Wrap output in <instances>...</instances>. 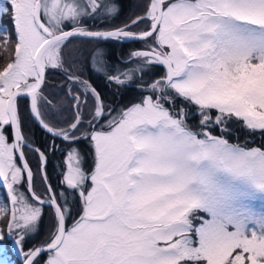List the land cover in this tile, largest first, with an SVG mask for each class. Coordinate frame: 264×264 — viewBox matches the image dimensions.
<instances>
[{
  "label": "snow or ice",
  "instance_id": "obj_1",
  "mask_svg": "<svg viewBox=\"0 0 264 264\" xmlns=\"http://www.w3.org/2000/svg\"><path fill=\"white\" fill-rule=\"evenodd\" d=\"M100 10L117 11L104 0H0V18L8 17L11 26L0 24V58H7L0 65V184L11 203L0 201L6 224L0 264H15L10 253L16 250L23 264H264V145L241 146L206 130L236 118L264 131V0H149L144 15L123 26L84 27L85 18ZM145 20L146 31L129 30ZM77 36L153 41L149 50L130 54L142 58L137 67L108 75L117 85L154 65L164 66L165 74L141 85L149 95L112 116L100 93L69 66L67 79L83 93L68 87L76 111L58 127L44 118L56 107L43 92L45 73L64 68L66 42ZM103 55L96 50L98 64H105ZM88 93L93 108L85 131L80 106ZM24 96L40 125L69 142L64 183L82 201V214L70 227V210L51 185L47 199L32 190L18 105ZM174 98L196 106L197 128L188 125L183 108L165 106ZM81 139L93 148L91 170L73 146ZM35 151L42 167L47 156ZM45 203L54 206L55 230L23 251Z\"/></svg>",
  "mask_w": 264,
  "mask_h": 264
},
{
  "label": "flooded vegetation",
  "instance_id": "obj_2",
  "mask_svg": "<svg viewBox=\"0 0 264 264\" xmlns=\"http://www.w3.org/2000/svg\"><path fill=\"white\" fill-rule=\"evenodd\" d=\"M130 12V11H129ZM91 21V22H90ZM86 21L84 20V23L86 25V28L88 29H110L112 27H120L124 25V22L127 21V16L125 15H118L115 17L112 24H108L107 22L104 24H107L106 26H100L104 25L99 20H90ZM121 21V23H118ZM95 24V26H93ZM124 41H117V40H108V41H100L101 43L97 44L96 46H80L76 47L77 49H73L72 52L66 54L64 57H70L74 60H81L78 64H80V67L75 68L72 65V61H66L64 68H49L48 71L46 70L45 73V85L50 87V91L46 92L47 90L44 88V95L53 103V99L55 95L61 100V97L63 99L68 98L67 101L71 102L69 111H67L64 107H60L59 109H52L53 112L56 113L55 118L57 119L55 123H60L63 121V118L71 117L70 119H73L74 112L76 111L74 105L75 102L71 99V97L68 95V87L71 86L73 92H81L83 93V88L79 86L78 84H74L71 81L67 79V73L65 72V68H68L71 66V70L75 72L77 75H82V78L84 80H87L92 87L96 89L97 92L100 93L101 98L103 99L104 103L109 106L111 104L110 109L113 113L114 106H117L120 101L124 100V98L128 97L130 95V92L138 93V96L134 99L128 101L124 105H128L132 101H140L142 96L149 95L150 93L146 90H142L141 85H143L145 82H151L152 80L159 79L161 76L165 74V68L162 65H154L151 68V71H149L147 74L140 73L137 76L133 77V80L126 85H117L114 82H111L108 80V75L115 74L116 71H126L129 68L137 67V64L139 62L138 58H130V54L137 50L142 49H149L150 47H154V43L151 39L148 40H141V42L136 43L132 47H128ZM128 47V48H127ZM101 49L103 51V54L105 55L103 57V60L105 64H100L99 66L94 61V57L96 56V50ZM79 51L81 52V56L79 54ZM75 53H78V57H74L73 55ZM104 71H98L99 68L105 67ZM67 66V67H66ZM108 69H111L112 71H109ZM123 78V77H122ZM99 85L100 88L96 86L94 82ZM54 89H59L58 91H54ZM66 91V92H65ZM130 97V96H129ZM30 99L26 96L18 98V105L21 109L22 115H23V121H24V131L26 134V140H28L31 145H34L37 149L40 150L41 146H44L46 149H50L55 155V160H53V171H50L49 174V157H47L46 163L43 165V174L46 176L47 181L49 185H51L52 191L58 193V182L62 180L64 182V169L66 168V160L65 155L67 153V150L69 149L70 145L68 141L63 140L60 137L54 136L53 134L48 133L43 128H41L37 122L35 121L33 115L29 111V101ZM165 106L171 107L175 111H179V109L183 108L186 112L185 120L186 122H193L195 120V117L198 116L196 111L195 105H189L186 102L183 101L182 98L173 99V102L171 104H166ZM112 107V108H111ZM93 108V98L91 93L87 94V104L80 106V111L82 113L83 119H84V130H89L88 121L91 120V112ZM108 109H106L107 113ZM47 111L45 110V115ZM214 117V114H212ZM109 117V116H108ZM51 123V122H49ZM101 123H107L106 120ZM31 125V126H30ZM189 125V124H188ZM64 126H58V127H65ZM97 127L100 125L97 124ZM224 126V125H218ZM7 128V126H5ZM38 128L39 130H37ZM10 136L9 139L12 141V130L9 128ZM79 135V133H77ZM27 141V142H28ZM90 141L88 139H81L79 140L74 147L79 149V152L81 154V157L83 159V166L86 170H91V168L88 167V162L91 160L87 148L90 150ZM40 146V147H39ZM35 148V149H36ZM35 149H33L35 151ZM24 150V148H23ZM25 151V150H24ZM41 151V150H40ZM38 154V152L36 151ZM89 156V158L87 157ZM54 157V156H53ZM34 157L30 156L28 158V161L30 165H33V162H35ZM52 164V161H51ZM93 165V164H92ZM60 169H59V168ZM63 168V169H62ZM60 174V175H59ZM44 184V181H42ZM57 183V184H55ZM57 185V186H56ZM90 185V184H89ZM46 188V187H41ZM35 189V192L37 195H40L42 198H47V191L44 192ZM59 194V193H58ZM65 195V194H64ZM69 196H67L65 199H69L70 205H72V208H76V202L78 200V195L75 191L73 193H68ZM66 196V195H65ZM61 198H63L61 195H58L59 201L62 203ZM75 211H79L77 208ZM12 243L11 238L9 237V244ZM19 252V251H18ZM18 254V253H16ZM20 257V252H19Z\"/></svg>",
  "mask_w": 264,
  "mask_h": 264
},
{
  "label": "rangeland",
  "instance_id": "obj_3",
  "mask_svg": "<svg viewBox=\"0 0 264 264\" xmlns=\"http://www.w3.org/2000/svg\"><path fill=\"white\" fill-rule=\"evenodd\" d=\"M148 2L149 0H135L134 2V5L133 7L131 8V11L128 13L130 14V19L127 21V22H124V24H127L130 22V20H133L134 17H137V16H143L145 11H146V7L148 5ZM104 3L108 6H112L114 4H112L111 0H104ZM113 15L114 13H107L105 12L104 10H100L98 13L96 14H92L90 15L89 17L85 18L86 21H94V20H98V24H99V20L102 21V19L104 17H107L108 20H111V21H107L108 24H112V23H115L113 22ZM7 20H8V17H3V18H0V24H4L6 27H11L10 25H8L7 23ZM91 22V21H90ZM147 23V20L143 21V22H140L136 25H133L131 27V30H134V31H138V30H141V28L145 27ZM150 21H148V25H149ZM103 24V23H102ZM122 24V23H121ZM107 24H104V25H100L101 27L102 26H106ZM123 25V24H122ZM147 25V27H148ZM84 27H86L85 23L83 24ZM95 26V24L93 25ZM14 39V37H13ZM100 41L99 40H94V39H90V38H78V37H70L69 38V41L66 42V47L64 48V51H63V54L64 56L70 52L73 51V49H77L76 47H80L81 45L82 46H93V45H97L99 44ZM66 53V54H65ZM79 54L81 56V52L79 51ZM74 57H78V53H75L73 55ZM65 58V61H72V65L75 67V68H78L80 67V64H78L81 60H74L70 57H64ZM139 61L142 59V58H138ZM7 62V58L4 57V58H0V65H3L4 63ZM67 67V66H66ZM48 71V69H47ZM44 88L47 90L46 92H49L50 91V87L44 85ZM44 88H43V91H44ZM59 89H54V91H58ZM59 92V91H58ZM66 92V91H65ZM138 96V93H134L132 98L131 99H134L135 97ZM68 98L65 97V99H63L61 97V100L55 95L54 97V101H53V104L56 106V109H59L60 107H64L67 111H69L70 107L68 105L71 104V102H68L67 101ZM130 99V100H131ZM130 100H122L120 101V103L117 105V106H114V112L112 113L111 112V115L114 116L116 115V113L127 107V106H130L131 104L133 103H138L137 101H132L130 102L128 105H124L125 103H127L128 101ZM111 104H109V108H110ZM112 108V107H111ZM170 110H173L170 106H169ZM47 113L45 115V120L47 122H51L54 124V122L57 120L55 118V115L56 113L53 112L51 110V108H48L46 109ZM175 111V110H173ZM214 114V112L212 113ZM71 117H68V118H63V121L60 122V123H55L56 126H64L65 125V121H71L72 119H70ZM108 119H111V116H109ZM200 119L201 117L198 115L197 117H195V120L193 122H187L189 124L190 127H192L193 129L197 128L200 124ZM224 126H221L218 127V126H215V125H211L210 127H208L206 130L211 132L212 135L214 136H222L223 138L227 139L230 143H234V144H239L241 146H248V147H260V145H262L263 143V139H264V131H261V130H250L248 128H246L244 126V123L242 122V120L240 119H236V118H232V119H228L226 123L223 124ZM218 131V132H217ZM26 140V143H27V146L24 147V150L26 151V153L34 158H36V151H34L33 149L34 148V145H31V143ZM9 142H11V140L9 139ZM252 142V143H251ZM93 149V148H92ZM65 160H66V168L64 169V173L66 174L67 173V170H68V163H67V153L65 155ZM37 161H39V159H37ZM17 164L19 165V162L17 161ZM32 169H33V179H34V188L36 189H39L41 191H47L46 188H41L42 186L40 185L41 184V180H40V177L38 176V173H37V170L39 168V164H38V167H36V162H33V166L31 165ZM94 167V164L93 166L91 167V169ZM40 172V171H39ZM43 178L45 179V181L47 180L46 176H43ZM46 185H49L48 181L47 182H44L43 184V187H46ZM6 186H4L3 184H0V201H4V202H7L9 203V206H11L10 204V201H8V197L6 196V193H7V189L5 188ZM58 193L59 195H61L63 198H61L62 200V203L66 202V206L67 208L70 210V215L69 217L67 218L66 220V226H71L72 223H74L75 220L79 219V216L82 214V201L78 198L77 202H76V208H72V205H70V201L69 199H65L68 195V193L66 192H63L61 190V188H67L69 190H72L70 189L64 182H62V180L60 182H58ZM90 187V185H89ZM20 191L23 192V188L20 187ZM43 191V192H44ZM73 191V190H72ZM66 196H65V195ZM43 199V198H42ZM44 199H47V198H44ZM49 206V205H48ZM50 207V206H49ZM79 209V211H75L76 209ZM52 209V208H50ZM200 215H204L203 213H200ZM6 227V224L4 222H0V228H5ZM49 230V231H48ZM50 232V227L47 225V230L45 231V234L43 233V239L46 238V236L48 235V233ZM6 237V236H5ZM7 244V240L5 238L4 240ZM8 245V244H7ZM19 250H16L15 252L19 254L20 252V255H21V258H24L23 257V252L22 251H19ZM23 251H27V249H23ZM12 253H10L11 255ZM13 259V257H12ZM15 264H22L20 263V261L17 259Z\"/></svg>",
  "mask_w": 264,
  "mask_h": 264
},
{
  "label": "trees",
  "instance_id": "obj_4",
  "mask_svg": "<svg viewBox=\"0 0 264 264\" xmlns=\"http://www.w3.org/2000/svg\"><path fill=\"white\" fill-rule=\"evenodd\" d=\"M111 2H112V4H114L115 5V7H116V9H117V11L114 13V15H113V20L115 19V17L116 16H118V15H125V16H127V21L130 19V14H128L129 13V11H131V8L133 7V5H134V2H135V0H111ZM101 21V20H100ZM107 21H111V20H108V18L107 17H104L103 19H102V23L104 24V23H106ZM126 21V22H127ZM116 23V22H115ZM118 23H121V21H119ZM99 24H101V23H99ZM139 42H141V40H132V41H125V43H126V45L128 46V47H132L133 45H135L136 43H139ZM101 43V42H100ZM127 47V48H128ZM105 54V53H104ZM105 55H103V57H104ZM94 61L96 62V60L94 59ZM96 64L99 66L100 64H98L97 62H96ZM94 82V81H93ZM95 83V82H94ZM96 84V83H95ZM96 86L98 87V88H100L99 87V85H97L96 84ZM133 92H130V97L128 96V97H126V98H124L126 101L127 100H130L131 98H132V96H133V94H132ZM132 100V99H131ZM31 126V125H30ZM37 130H39L38 128H36ZM5 134L6 135H8V136H10L9 134H10V131H9V128L7 127H5ZM41 146V148H40V150L41 151H44L45 152V155L47 156V157H49V169H48V172H49V174L51 173L50 171H53V169H54V166H53V160H55L54 158H55V155H53V153H52V151L50 150V149H46L44 146H42V145H40ZM39 146V147H40ZM87 150H88V153H89V156H90V158H91V160L88 162V167L89 168H91L93 165V159H94V153H93V149H92V146L90 145V150L87 148ZM37 155V154H36ZM54 156V157H53ZM89 156H87L88 158H89ZM37 159H39L38 158V155L36 156V159H35V162H36V167H38V164H39V161H37ZM51 161H52V164H51ZM33 166V165H32ZM59 168V167H58ZM60 169V168H59ZM63 169V168H62ZM90 170V169H89ZM37 173H38V176L40 177V180H41V186H43V183H42V177H43V175H42V177H41V174H40V172H39V168H38V170H37ZM60 175V174H59ZM44 179V178H43ZM45 181V180H44ZM55 184H57V183H55ZM57 186V185H56ZM22 188H23V192L24 191H26V188H25V186L24 185H22L21 186ZM59 188V187H58ZM61 190L63 191V192H65V190H66V192L67 193H73V191L72 190H69V189H67V188H61ZM4 202V201H3ZM51 207H49L48 205H43L42 206V209H43V214H42V217H41V219H40V221H39V225H38V231L36 232V233H33L32 235H30L29 237H26V242L22 245V248L23 249H29V248H31V247H34L35 245H39V244H42V243H44L45 241H47V239L50 237V235L53 233V231H54V229H55V219H54V212H53V210L52 209H50ZM47 225L50 227V232L48 233V235L46 236V238L45 239H43L42 240V238H43V233L45 234V231L47 230ZM49 231V230H48ZM6 244V243H5ZM12 255V254H11ZM12 257H13V261L14 262H16V260H17V257H15V255H12ZM21 263V262H20Z\"/></svg>",
  "mask_w": 264,
  "mask_h": 264
},
{
  "label": "water",
  "instance_id": "obj_5",
  "mask_svg": "<svg viewBox=\"0 0 264 264\" xmlns=\"http://www.w3.org/2000/svg\"><path fill=\"white\" fill-rule=\"evenodd\" d=\"M67 30H68V29H67ZM93 31H95V30H93ZM77 37H82V36H77ZM86 38H87V37H86ZM34 119H35V118H34ZM35 121L38 123L39 126H41L40 123H39V121H37L36 119H35ZM41 127H42V126H41ZM42 128H43V127H42ZM45 130H46V129H45ZM46 131H47V130H46ZM21 163H22V161H21ZM42 167H43V166H42ZM5 188H6V187H5ZM6 189H7V188H6ZM32 190H33V189H32ZM7 191H8V190H7ZM9 201H10V200H9ZM10 205H11V204H10Z\"/></svg>",
  "mask_w": 264,
  "mask_h": 264
},
{
  "label": "bare ground",
  "instance_id": "obj_6",
  "mask_svg": "<svg viewBox=\"0 0 264 264\" xmlns=\"http://www.w3.org/2000/svg\"><path fill=\"white\" fill-rule=\"evenodd\" d=\"M94 40H95V39H94ZM137 102H138V101H137ZM166 107H167V106H166ZM108 118H109V117H108ZM102 122H103V121H102ZM44 180H45V179H44ZM45 182H47V180H46ZM44 205H50V204H47V203H46V204H44Z\"/></svg>",
  "mask_w": 264,
  "mask_h": 264
}]
</instances>
